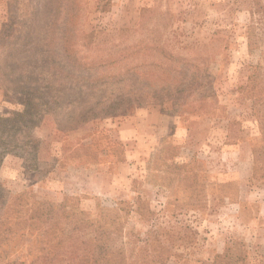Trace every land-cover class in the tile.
I'll return each mask as SVG.
<instances>
[{
  "label": "rangeland",
  "instance_id": "1",
  "mask_svg": "<svg viewBox=\"0 0 264 264\" xmlns=\"http://www.w3.org/2000/svg\"><path fill=\"white\" fill-rule=\"evenodd\" d=\"M0 264H264V0H0Z\"/></svg>",
  "mask_w": 264,
  "mask_h": 264
},
{
  "label": "trees",
  "instance_id": "2",
  "mask_svg": "<svg viewBox=\"0 0 264 264\" xmlns=\"http://www.w3.org/2000/svg\"><path fill=\"white\" fill-rule=\"evenodd\" d=\"M258 8H259V6H258ZM258 10H260V8L258 9ZM262 21V20H261ZM262 23V22H261ZM78 43V42H77ZM74 44V42H72L71 40H68V38L66 39V41L64 42V44H62V50H63V52H64V54H65V57L68 59V61L71 63V65L72 64H75V62H81V57L82 56H79L78 57V50H77V52H76V47H78V48H84V49H87V50H92V49H96L97 50V52H102V53H104V54H107V56L109 57V59H112L111 58V55H113V54H118L120 51H117V47H120L121 46V44L120 45H118L116 48L115 47H112V48H108V47H106V48H103L102 47V45H100V44H98V46H96L95 48H92V49H89V44H91V43H87V44H84V45H82L81 43H78V44ZM71 45H73L72 47H71ZM100 45V46H99ZM121 49V48H120ZM164 56H162L163 57V59H169V60H172V58H174V57H172V56H167L166 55V50H162V52H161ZM109 59L108 60H105L104 62H102V63H100L99 65H96L97 64V61H92V62H90V64H91V66L93 67V66H98V67H96L97 69L98 68H100L101 66H106V65H108L109 64ZM173 61V60H172ZM174 62V61H173ZM75 66V65H74ZM73 66V68H75ZM90 66V67H91ZM137 69V71L138 70H140L141 69V67L140 66H136V67H134V70H136ZM135 104H141V103H138V102H135L134 103V105ZM134 105H131L130 106V108L128 109L129 111H132L134 108H135V106ZM85 255L87 256L88 255V252H85Z\"/></svg>",
  "mask_w": 264,
  "mask_h": 264
}]
</instances>
